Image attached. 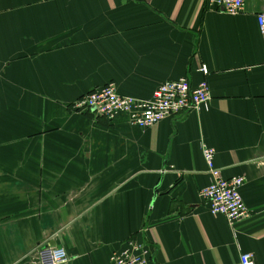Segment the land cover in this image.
<instances>
[{
  "label": "crops",
  "instance_id": "crops-1",
  "mask_svg": "<svg viewBox=\"0 0 264 264\" xmlns=\"http://www.w3.org/2000/svg\"><path fill=\"white\" fill-rule=\"evenodd\" d=\"M245 0H0V264H109L129 239L150 264H264V38ZM205 64L207 74L198 70ZM206 80L209 99L148 128L72 107L114 82L148 98L164 81ZM243 176L247 217L213 215L199 190Z\"/></svg>",
  "mask_w": 264,
  "mask_h": 264
},
{
  "label": "built area",
  "instance_id": "built-area-1",
  "mask_svg": "<svg viewBox=\"0 0 264 264\" xmlns=\"http://www.w3.org/2000/svg\"><path fill=\"white\" fill-rule=\"evenodd\" d=\"M203 1L221 8L228 14H237L243 10L245 0ZM256 22L264 38V0L263 8L256 14ZM198 70L207 74L205 64L201 63ZM209 97L206 80H201L194 87L190 85L186 77L166 80L148 98L120 94L114 82H109L79 96L72 107L79 112L88 111L107 120H112L119 114H125L129 124L148 128L166 116L199 108L207 103ZM214 153L213 147L202 146V156L211 180L200 188V197L208 202L213 215L221 214L229 221L247 217L249 209L244 204L239 191L245 178L243 176L223 177L220 168L214 164ZM36 254L39 264H70L69 256L60 245L42 243L37 246ZM109 264H150L149 248L136 239H129L122 249L110 254ZM218 264H253L252 254L243 252L238 260Z\"/></svg>",
  "mask_w": 264,
  "mask_h": 264
}]
</instances>
